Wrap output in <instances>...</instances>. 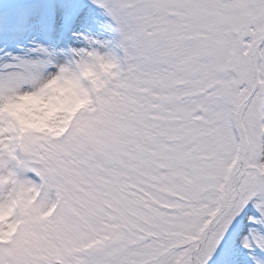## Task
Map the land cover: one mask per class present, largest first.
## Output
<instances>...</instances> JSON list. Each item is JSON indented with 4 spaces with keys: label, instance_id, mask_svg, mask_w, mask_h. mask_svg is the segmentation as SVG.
<instances>
[{
    "label": "snow or ice",
    "instance_id": "1",
    "mask_svg": "<svg viewBox=\"0 0 264 264\" xmlns=\"http://www.w3.org/2000/svg\"><path fill=\"white\" fill-rule=\"evenodd\" d=\"M0 264H264V0H0Z\"/></svg>",
    "mask_w": 264,
    "mask_h": 264
}]
</instances>
